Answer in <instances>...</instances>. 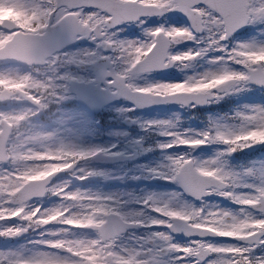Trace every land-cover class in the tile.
Segmentation results:
<instances>
[{
	"label": "rangeland",
	"instance_id": "1",
	"mask_svg": "<svg viewBox=\"0 0 264 264\" xmlns=\"http://www.w3.org/2000/svg\"><path fill=\"white\" fill-rule=\"evenodd\" d=\"M55 0H0V20L3 17L13 19L24 32L41 33L52 11L54 23L67 10L63 6L54 5ZM141 3L164 4L171 6L172 0H137ZM196 9L203 18V32L195 35L188 23L181 16L166 14L162 18H141L136 22L121 23L110 30H101L99 38L90 36L86 42L69 46L55 52L47 58L43 65H23L19 63L0 64V89L6 88L24 91L34 101L44 108L56 113L52 117L43 110L39 121H28V125L36 127L33 134L23 135L26 119L37 111L33 104L22 101V97L14 93L7 103L0 102V119L11 124V133L7 141L6 151L8 159L0 163V264H15L27 258L32 264H79L74 259L67 260L56 250L60 241L57 228H51L48 235L32 236L29 242V253L22 255L19 248L22 243H12L13 233L19 222L10 219L18 210L26 221H34L38 225L51 221L54 214L61 207L57 201L36 198L18 209L9 202V193L18 188L25 180L42 176L49 168L60 164L59 153L81 152L85 160L81 164V171L88 168L96 177L102 179H118L122 177L123 162H117L112 167L94 164L88 158L91 153H113L124 151L122 141L128 139L136 143L141 153L149 151L151 147L144 143L147 140L166 145L174 136L203 137L209 136L216 142L218 139L235 141L239 136L255 134L264 139V86L257 88L246 80L244 66L251 67L254 62H260L264 69V0H254L247 8L249 15L247 28L232 37L223 36L222 24L216 13L205 6ZM77 18L82 24L92 27L96 24L103 26L108 15L95 8L80 7ZM163 31L169 38L168 55L175 61L171 70L166 72H146L131 74L130 67L141 60L154 42V34ZM11 37V32L0 28V47ZM107 55L116 71L125 77L126 84L131 89L149 91L152 93H166L176 90L183 91H213L216 84L228 77H239L237 82L224 95L215 94L212 103L221 101L230 103L225 112L227 119L217 112L203 109L202 121L199 125L191 123L181 126L176 123L177 117L192 108L176 105H165L160 108L131 112L132 106L124 99L114 100L103 107L99 113L90 116L82 104L77 102L70 92L69 79L90 81L93 79L90 70H80L70 64L95 61L98 57ZM106 82L111 78L106 77ZM101 86H103L101 84ZM111 89V88H110ZM64 97H69L67 102ZM210 104H208L209 106ZM126 116L135 117V133L130 137H123L127 126L121 123ZM49 118L51 125L42 122ZM99 119L103 120L106 130L102 135L93 136L92 128L97 126ZM49 121V120H48ZM175 121V122H174ZM55 122H61L59 127ZM92 126V128H88ZM60 131L61 133H54ZM183 131L184 132L183 134ZM86 132L91 136H86ZM58 134V135H57ZM57 136V137H56ZM56 138V139H53ZM144 138V139H143ZM173 139V138H172ZM222 146L216 144L211 151H220ZM61 156V155H60ZM204 158H208L205 156ZM211 161V160H210ZM102 164V163H100ZM141 161L131 162L129 167L142 166ZM243 166H245L243 168ZM259 176L255 178L254 172ZM235 185V193L240 201L239 211L219 208L217 215L231 216V222L240 223L242 232L251 230L264 222V215H260L246 206L254 201L258 194H264V160L255 158L248 163H242V168L231 171ZM122 180V179H119ZM108 181V180H107ZM109 184L115 183L108 181ZM62 179L50 188V194L62 199V194L70 191H60V187L68 184ZM93 188L92 199H102L108 195L101 185ZM63 189V188H62ZM214 207L210 206L212 213ZM227 222V221H226ZM229 246L226 244V248ZM244 250V247H242ZM255 263L264 264V248L255 254Z\"/></svg>",
	"mask_w": 264,
	"mask_h": 264
},
{
	"label": "flooded vegetation",
	"instance_id": "2",
	"mask_svg": "<svg viewBox=\"0 0 264 264\" xmlns=\"http://www.w3.org/2000/svg\"><path fill=\"white\" fill-rule=\"evenodd\" d=\"M29 102L36 103L38 110H42L41 105L33 99ZM132 118L135 120V117ZM135 123L127 128L123 135H128L123 137L135 133ZM176 123L182 125L183 122ZM147 137L154 139L153 142H144L151 147L145 153L139 152L137 144L130 139L122 141L124 151L111 153L131 158L122 161L128 168H124L121 178L107 179L114 181L113 184L96 177L88 168L81 171L85 154H59L58 167L49 168L42 176L35 177H43L54 170L62 171L46 186L43 197L49 199V202L61 203L54 218L38 225L34 221H26L18 210L10 217L21 224L12 237L14 245L22 243L20 253H29V238L38 232L48 235L49 229L57 228L60 241L56 244V250L66 259H74L79 264H257L254 256L264 248V237L253 248L237 243L233 237L259 231L264 228V222L242 232L240 223L227 227L231 216L223 215L219 218L217 211L219 208L239 211L240 201L235 193L233 178L231 174H225L237 171L243 160L257 158L263 148L261 142L260 150L244 153L245 146L239 147L240 142L236 143L238 139L233 142L218 139L214 142L208 136H174L163 146L156 143L155 135ZM206 140L204 150L186 146L204 143ZM216 144H220L222 150L211 151ZM233 144L235 147L231 149ZM225 148L228 150H223ZM94 155L91 153L88 157L94 164L112 167L117 163H97L93 160ZM188 160H191L199 174L217 179L189 174V181L200 182L201 191L207 192L200 193L197 199L182 192L177 179L178 170ZM138 161L143 165L129 167L131 162ZM62 179L69 183L61 186L58 193L73 188L75 190L73 194H62L60 199L50 194V188ZM95 184L105 187L104 191H108V195L102 199H92ZM28 202L14 206L18 209ZM210 206L214 207L212 213L209 211ZM258 214L264 215V212ZM180 227L185 229L183 234L178 232ZM189 230L190 234H186ZM206 230L215 234L207 236ZM27 260L24 258L15 264H32Z\"/></svg>",
	"mask_w": 264,
	"mask_h": 264
},
{
	"label": "water",
	"instance_id": "3",
	"mask_svg": "<svg viewBox=\"0 0 264 264\" xmlns=\"http://www.w3.org/2000/svg\"><path fill=\"white\" fill-rule=\"evenodd\" d=\"M251 1L253 0H173L174 4L169 8L168 5L156 6L141 4L132 0H55V6L64 5L69 10L84 6L105 11L110 15L104 21L107 29L118 26L121 21H136L142 16L161 17L171 12L174 15L183 16L189 22L192 31L199 34L203 30L202 18L197 10L192 9V6L202 4L208 6L220 15L224 28V36L227 38L246 27L248 20L246 9ZM51 15L52 13L48 17V23L42 34L15 32L12 38L0 47L1 63L20 62L23 64H44L46 58L51 56L55 51L76 44L79 41H86L89 37L90 30L93 31L96 37L101 36L102 27L100 25H95L92 29H89L87 25H81L72 13L65 14L54 25H50ZM0 27L10 31L16 29L17 25L11 19L3 18ZM168 48V37L161 31L157 32L153 46L141 60L131 67V72L140 73L170 70L173 61L167 54ZM79 67L82 70H91L94 74V79L89 82L70 80L69 87L75 94L77 100L84 103L92 111H99L107 103L119 98H125L127 101L133 103L136 110L150 109L166 103H181L187 106L192 101L197 107H204L206 101L212 98L210 92H175L160 95L131 90L124 83V77L114 72L107 56L99 57L95 61L84 63L79 65ZM248 73L250 83L259 87L263 86L264 71L260 63L256 62L255 68L248 69ZM106 76L112 78L110 83L104 81ZM235 81L236 79L234 78L227 79L224 83L217 85L215 90L217 92L225 91ZM100 83H103V88L100 87ZM110 86L114 87L115 91H110ZM11 93V91L6 89L1 90L0 101H7ZM123 123L131 125L132 119L125 118L123 119ZM0 127V161H2L6 159L5 142L9 133V125L4 120H1ZM257 147L258 143H254L245 147L243 150L244 152H251ZM94 160L111 162L120 159L118 156L98 153L94 157ZM194 172L191 161L186 162L178 172L179 182L186 194L198 197L200 194L198 192L200 182L191 183L188 179V175ZM58 174L59 172H52L44 178L27 181L18 190L10 194V202L17 204L33 197L42 196L45 185ZM202 177L207 178L208 176L204 175ZM249 206L256 211H264V196L260 195L259 200L249 204ZM178 232L183 233L185 229L180 227ZM186 234H190V230ZM206 234L209 236L212 233L206 230ZM262 236H264V229L247 235L237 236L235 239L243 244L256 245L260 242L259 238Z\"/></svg>",
	"mask_w": 264,
	"mask_h": 264
},
{
	"label": "bare ground",
	"instance_id": "4",
	"mask_svg": "<svg viewBox=\"0 0 264 264\" xmlns=\"http://www.w3.org/2000/svg\"><path fill=\"white\" fill-rule=\"evenodd\" d=\"M73 14H74V15H75V17H77V18L79 17V14H78V12H77V11H74V12H73Z\"/></svg>",
	"mask_w": 264,
	"mask_h": 264
},
{
	"label": "trees",
	"instance_id": "5",
	"mask_svg": "<svg viewBox=\"0 0 264 264\" xmlns=\"http://www.w3.org/2000/svg\"><path fill=\"white\" fill-rule=\"evenodd\" d=\"M104 129V128H103ZM252 138V137H251ZM253 140V139H252ZM243 144H247V142L243 143ZM262 155L264 156V149H262Z\"/></svg>",
	"mask_w": 264,
	"mask_h": 264
}]
</instances>
